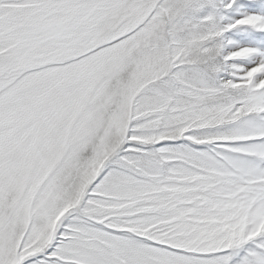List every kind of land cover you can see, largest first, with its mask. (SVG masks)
Listing matches in <instances>:
<instances>
[{
  "label": "snow or ice",
  "instance_id": "6c2138e0",
  "mask_svg": "<svg viewBox=\"0 0 264 264\" xmlns=\"http://www.w3.org/2000/svg\"><path fill=\"white\" fill-rule=\"evenodd\" d=\"M0 264H264V0H0Z\"/></svg>",
  "mask_w": 264,
  "mask_h": 264
}]
</instances>
